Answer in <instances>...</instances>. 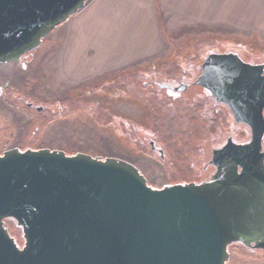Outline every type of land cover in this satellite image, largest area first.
<instances>
[{"label": "water", "instance_id": "obj_1", "mask_svg": "<svg viewBox=\"0 0 264 264\" xmlns=\"http://www.w3.org/2000/svg\"><path fill=\"white\" fill-rule=\"evenodd\" d=\"M88 1L0 0V66L35 50ZM194 84L250 134L212 150L207 180L153 187L119 158L4 150L0 264H226L232 244L264 250V64L211 52ZM5 220L21 229L22 245Z\"/></svg>", "mask_w": 264, "mask_h": 264}, {"label": "rangeland", "instance_id": "obj_2", "mask_svg": "<svg viewBox=\"0 0 264 264\" xmlns=\"http://www.w3.org/2000/svg\"><path fill=\"white\" fill-rule=\"evenodd\" d=\"M94 1L35 50L0 66V154L14 147L48 148L119 158L153 187L193 179L187 173L194 164L196 179H207L213 169L203 165L211 149L228 137L248 140V127L235 123L225 106L211 101L206 107L197 92L179 99V93L156 83L192 82L211 52H236L246 62L264 64V0H125L142 3L139 21L134 11L141 41L133 35L143 50L117 66L95 65L96 53L89 49V26H82ZM68 25L83 31L82 51L70 60L62 56ZM4 225L22 245L15 222ZM228 250L226 264H264V250L240 244Z\"/></svg>", "mask_w": 264, "mask_h": 264}, {"label": "crops", "instance_id": "obj_3", "mask_svg": "<svg viewBox=\"0 0 264 264\" xmlns=\"http://www.w3.org/2000/svg\"><path fill=\"white\" fill-rule=\"evenodd\" d=\"M137 4L128 3L125 0L94 1L93 13L87 18L85 25L82 27H84V30L86 25L89 26L88 29L92 40V45H90L89 49H92L93 55L96 53L95 65H124L129 62V58L133 60L143 50V45L138 44L142 38V26H140L139 22H136L139 25L138 30H134V11H139L137 21H139V17H142L140 14H143L142 3L138 2ZM130 18L132 19L131 22H129ZM66 23L71 24L70 19ZM82 27L79 25L74 28L71 25L67 26V33L62 44V56L64 59L67 57L70 60L71 56L77 57L80 55L83 48L79 41V36L83 32L81 30ZM134 31L140 39L137 43L134 41ZM135 47L139 49L137 53H135ZM131 55L132 57H130Z\"/></svg>", "mask_w": 264, "mask_h": 264}, {"label": "flooded vegetation", "instance_id": "obj_4", "mask_svg": "<svg viewBox=\"0 0 264 264\" xmlns=\"http://www.w3.org/2000/svg\"><path fill=\"white\" fill-rule=\"evenodd\" d=\"M197 78V77H196ZM196 78L192 81V82H187V83H179V84H172V83H167V84H169V87L167 88V87H165L166 89H168V90H172L173 92H177V93H179V99H181L182 97H186V98H188L189 96H187L186 94H190L191 92H194V93H196V95H203L204 96V104H205V106L207 107L209 104H210V102L211 101H213L215 104V106H218V105H222V106H225L224 104H222V103H216L215 101H214V99H213V97L206 91V90H204L201 86H199V85H196V84H194V81L196 80ZM156 85L160 88V87H162L164 84H160V83H156ZM178 87H184V89L183 90H181V91H179V90H174V89H177ZM29 107H31L32 105H33V103L32 102H29L28 104H27ZM205 107V108H206ZM226 107V106H225ZM41 108V107H40ZM228 109V108H227ZM229 111V110H228ZM210 112H211V110H210ZM207 117H208V115H209V113H207V110H205V113H204ZM208 114V115H207ZM233 118V117H232ZM205 120H207V118L205 119ZM234 120V119H233ZM235 122V121H234ZM229 139H231V140H233V141H235V142H243V141H237V140H235V139H233V138H231V137H228L227 139H226V141L227 140H229ZM226 141L224 142V143H222V144H220V145H218V146H216V147H213L212 149H211V155H210V159L208 160V162L205 164V165H203V169L204 170H206L207 169V167H210V168H212L213 169V171L210 173V175L214 172V166H213V164H211V162H210V160H211V156H212V150L213 149H216V148H219V147H221V146H223L225 143H226ZM154 149H155V146H154V144H151V150H153L154 151ZM162 149H159V152H160V154L162 155ZM163 156V155H162ZM195 164L193 165V167L190 169V170H188L189 171V173H187V175H190L191 177L190 178H193V179H190V180H188V181H180V180H178V181H175V182H173V183H182V182H200V181H203V180H197L196 179V177H195V175H196V172H195ZM170 172V171H169ZM145 174V173H144ZM209 175V176H210ZM209 176H208V178H209ZM207 178V179H208ZM207 179H205V180H207ZM147 180V179H146ZM148 182V181H147ZM173 183H168V184H173ZM167 183H164V185H166ZM159 187H162V186H159Z\"/></svg>", "mask_w": 264, "mask_h": 264}, {"label": "trees", "instance_id": "obj_5", "mask_svg": "<svg viewBox=\"0 0 264 264\" xmlns=\"http://www.w3.org/2000/svg\"><path fill=\"white\" fill-rule=\"evenodd\" d=\"M43 122H44V118H40V120H39V124L41 125V124H43ZM233 245V244H232ZM231 246V245H230ZM229 246V247H230Z\"/></svg>", "mask_w": 264, "mask_h": 264}]
</instances>
